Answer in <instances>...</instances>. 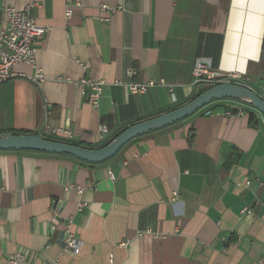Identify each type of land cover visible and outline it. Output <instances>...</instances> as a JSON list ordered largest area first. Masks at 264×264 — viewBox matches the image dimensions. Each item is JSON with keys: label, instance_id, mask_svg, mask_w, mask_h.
Wrapping results in <instances>:
<instances>
[{"label": "crops", "instance_id": "crops-1", "mask_svg": "<svg viewBox=\"0 0 264 264\" xmlns=\"http://www.w3.org/2000/svg\"><path fill=\"white\" fill-rule=\"evenodd\" d=\"M34 1L42 6L30 13L48 32L35 40L36 66L18 71L43 80L0 85V133L44 137L59 127L78 144L100 146L189 102L202 89L192 75L200 59L240 72L264 97V0H0V26L7 6ZM99 3L118 8L109 21ZM81 78L105 80L97 107L81 95ZM149 80L165 83L130 92V83ZM239 107L245 116L225 114ZM204 109L211 114L138 136L100 163L0 149V264L19 251V264H259L264 116L227 99ZM79 198L87 205L77 212ZM246 206L253 214L241 213ZM52 208L74 215L77 252L63 250Z\"/></svg>", "mask_w": 264, "mask_h": 264}, {"label": "built area", "instance_id": "built-area-1", "mask_svg": "<svg viewBox=\"0 0 264 264\" xmlns=\"http://www.w3.org/2000/svg\"><path fill=\"white\" fill-rule=\"evenodd\" d=\"M40 2L34 1L32 4L24 9H17L13 6H7L5 8L6 23L0 26V85L7 80L15 77L28 78L31 81L37 79L43 80V77L38 74L36 76H27L22 72L18 71V68L22 64H28L36 66V46L35 40L42 37L48 32V28L31 15L30 10L33 7H41ZM98 8L103 14L102 20L109 21L112 14L117 11V7L110 6L107 3H99ZM66 16L69 17L72 14L71 6L66 9ZM193 83L196 85L204 86L210 85V87L221 84V83H235L248 86L246 77L237 71H220L213 68L208 60L200 59L197 60L192 71ZM105 80L100 78H81L77 81V85L80 89L82 96L86 97L90 104L94 107L99 105L100 99L104 92ZM120 83V82H118ZM158 83L164 84L163 80L155 81L149 80L147 82H132L129 84V90L131 93H144L148 88L157 85ZM249 87V86H248ZM251 88V87H250ZM264 98V97H263ZM238 104H247L245 102L227 99ZM208 106V105H207ZM241 106V105H240ZM206 108V106L204 107ZM200 109L203 114H211L210 110ZM228 116H245L246 110L243 107L236 109H228L225 112ZM49 128L51 136L66 137L68 140L73 138V133L70 129L47 127ZM108 133L107 125L100 127V138L104 139ZM70 189V186L66 187V191ZM76 191L79 197L83 193V189L76 187ZM177 192H173V200L177 197ZM87 203L79 198L77 203L76 211L80 212L84 209ZM52 223L57 226L59 221L63 222V250L77 252L82 245L81 240L76 236L74 226V215H69L66 218H61L60 209L52 208ZM242 214H253V209L246 206L241 210ZM122 245H126L124 242ZM24 253L15 252L8 257L10 264H19L20 260L24 258ZM113 261V255H110V262ZM43 264H51L45 262ZM259 264H264V260H260Z\"/></svg>", "mask_w": 264, "mask_h": 264}, {"label": "water", "instance_id": "water-1", "mask_svg": "<svg viewBox=\"0 0 264 264\" xmlns=\"http://www.w3.org/2000/svg\"><path fill=\"white\" fill-rule=\"evenodd\" d=\"M225 99L245 102L264 116V98L255 90L241 84L221 83L208 88L180 107L127 127L103 147L89 148L47 139L34 133L1 132L0 149L67 154L86 162L100 163L115 156L130 140L184 120L205 106Z\"/></svg>", "mask_w": 264, "mask_h": 264}, {"label": "trees", "instance_id": "trees-1", "mask_svg": "<svg viewBox=\"0 0 264 264\" xmlns=\"http://www.w3.org/2000/svg\"><path fill=\"white\" fill-rule=\"evenodd\" d=\"M208 88H210V87H208ZM205 90H207V88H202L194 97H192V99L193 98H195L197 95H199L200 93H202V92H204ZM258 94H260L259 93V91H257V90H255ZM261 95V94H260ZM262 96V95H261ZM118 135V134H117ZM117 135H115V136H112V137H110V138H107V139H104L103 140V142H102V144L100 145V146H96V147H94V146H88L89 148H99V147H103V146H105V145H107L110 141H112ZM45 138H47V139H51V140H57V141H63V142H68V143H71V144H77V145H81V143L80 144H78L77 142H75V141H73V140H64V139H62V138H60V137H56V136H51V135H49V136H44ZM82 146H85V145H82Z\"/></svg>", "mask_w": 264, "mask_h": 264}, {"label": "rangeland", "instance_id": "rangeland-1", "mask_svg": "<svg viewBox=\"0 0 264 264\" xmlns=\"http://www.w3.org/2000/svg\"><path fill=\"white\" fill-rule=\"evenodd\" d=\"M208 87H210V85L204 86V88H207V89H208ZM213 103H214V102H213ZM213 103H211V104H213ZM211 104H209V105H211Z\"/></svg>", "mask_w": 264, "mask_h": 264}]
</instances>
